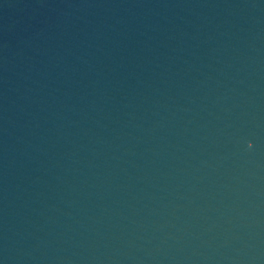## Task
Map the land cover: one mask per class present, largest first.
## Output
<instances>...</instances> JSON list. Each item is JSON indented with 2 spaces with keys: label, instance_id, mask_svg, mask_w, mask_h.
I'll return each instance as SVG.
<instances>
[{
  "label": "water",
  "instance_id": "water-1",
  "mask_svg": "<svg viewBox=\"0 0 264 264\" xmlns=\"http://www.w3.org/2000/svg\"><path fill=\"white\" fill-rule=\"evenodd\" d=\"M0 264H264V0H0Z\"/></svg>",
  "mask_w": 264,
  "mask_h": 264
}]
</instances>
